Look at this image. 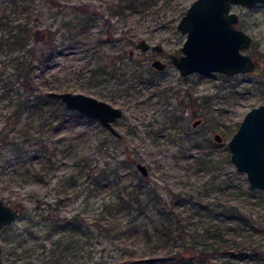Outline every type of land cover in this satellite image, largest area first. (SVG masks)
I'll list each match as a JSON object with an SVG mask.
<instances>
[{
	"label": "rangeland",
	"instance_id": "374dc122",
	"mask_svg": "<svg viewBox=\"0 0 264 264\" xmlns=\"http://www.w3.org/2000/svg\"><path fill=\"white\" fill-rule=\"evenodd\" d=\"M114 1L0 0V197L20 207L18 217L0 229L2 259L9 264H116L144 258L141 264H177L173 257L164 259L154 251L157 232L169 221L162 215V205L150 202L142 210L125 205L143 180V197L150 190L159 192L171 207L179 189L194 195L172 207L181 212L180 223L187 228L202 230L222 222L239 237L253 233L255 242L242 252L231 245L228 252L212 255L209 260L214 264H264V230L239 225L216 208L218 202L257 201L251 219L264 228V190L252 189L250 198L226 196L237 185L244 186L243 193L251 190L246 174L230 161L227 143L246 112L264 103V2L231 7L240 17L238 27L252 36L247 52L257 61L253 71L183 75L170 53H183L186 33L177 22L193 0H166V4L159 0L157 8L134 10L126 18L111 14L109 5ZM27 21L32 32L23 46L18 41L19 23ZM37 27L40 31L34 34ZM141 38L164 48L161 52L136 48ZM48 43L56 46L54 55L43 64L31 60L30 48ZM103 55L119 59L127 70L126 81L92 73L103 63ZM154 56L167 61V67H152ZM139 72L142 81L133 77ZM27 78L31 86L23 83ZM50 90L83 92L120 106L123 115L114 126L122 136L111 133L97 118L67 108L47 94ZM173 113L188 138L198 134L214 140L219 131L224 140L181 152L180 139L161 131ZM197 117L203 121L194 126ZM202 151L218 160L216 168L207 170L197 163ZM137 161L146 163L147 176L136 167ZM212 177L222 194L219 188L207 192ZM60 197L65 199L53 208ZM207 203L209 208L202 206ZM49 210L54 211L51 217L43 218ZM64 220L81 227L77 237L83 238V254L54 263L48 250L53 242L68 238L60 227ZM189 254L195 255L192 264H201L197 252Z\"/></svg>",
	"mask_w": 264,
	"mask_h": 264
},
{
	"label": "water",
	"instance_id": "95a60500",
	"mask_svg": "<svg viewBox=\"0 0 264 264\" xmlns=\"http://www.w3.org/2000/svg\"><path fill=\"white\" fill-rule=\"evenodd\" d=\"M264 0H193L177 22V28L186 33L181 46L183 53H170L171 61L183 75L193 72L220 71L227 75L248 72L256 66L255 59L246 50L250 47L252 36L241 27H237L239 15L231 10L233 4L251 7ZM135 47L143 51L161 52L163 45L139 39ZM155 69L162 70L166 62L159 57L151 60ZM49 96L62 100L67 108L90 117L97 118L111 133L121 137L114 122L123 115V109L107 100L83 92L50 90ZM202 121L195 118L194 126ZM213 139L223 141V135L216 131ZM230 161L236 170L244 172L249 189L264 190V103L250 108L240 122L239 127L228 140ZM136 167L147 176L149 168L143 161H137ZM20 207L7 203L0 197V229L13 222L19 215ZM0 264H9L1 257ZM191 259L195 255H189ZM144 258H136L140 261ZM204 264H214L208 260Z\"/></svg>",
	"mask_w": 264,
	"mask_h": 264
},
{
	"label": "trees",
	"instance_id": "16d2710c",
	"mask_svg": "<svg viewBox=\"0 0 264 264\" xmlns=\"http://www.w3.org/2000/svg\"><path fill=\"white\" fill-rule=\"evenodd\" d=\"M159 3V0H116L114 2H111L109 5V9L111 14L123 16L126 18L127 15H129L134 10H140V11H147L151 8H157ZM166 4V0H165ZM160 9V7H159ZM23 10H26V6L23 7ZM186 9H182V13H185ZM30 12V11H29ZM28 12V13H29ZM29 17V16H28ZM90 19L91 17L88 16ZM29 19V18H28ZM37 22V21H35ZM72 20L67 21L66 24H70ZM35 24V23H34ZM37 26V24H35ZM20 29L22 30L18 41L21 45L25 46L28 42L29 35L32 32V27L27 22L19 23ZM38 28V27H37ZM34 30V29H33ZM39 28L34 31V34L39 33ZM51 34V33H50ZM52 38V36H51ZM131 41V39H130ZM132 42V41H131ZM31 52L30 58L31 60H37L38 63L45 62L49 58H51L56 50V46L54 43H48L45 46L41 47L40 49L30 48ZM127 51V50H124ZM121 52L120 57L123 58L124 54ZM129 52V51H128ZM101 57H104L102 60L103 63L97 64L96 67L92 69V73L98 74L101 78L109 79L110 77H115L122 81H126V69L122 68V65L119 64V59L114 58L115 60L111 59L113 58L112 55H103ZM119 57V58H120ZM121 59V58H120ZM147 70L152 73V67H148ZM145 71V69H144ZM139 81H142L143 79V73H134V76ZM23 81L24 84L31 86L30 81L28 80ZM160 93V92H159ZM162 95V92L159 94ZM58 100H61L58 98ZM62 101V100H61ZM66 106V105H65ZM66 109V107H64ZM73 110V109H72ZM76 111V110H74ZM169 112V111H168ZM168 114V113H167ZM179 122V116L175 113L169 114V119L167 121H164L163 127L161 128L162 133L167 136L168 138H172V134L175 138L180 139L181 146L180 151L185 152L188 149L197 148L199 150L203 149L204 147H209L210 145H214L216 142L212 139H208V137L203 138L201 135L195 134V137L192 138L186 135V132L183 129V124L179 126L177 124ZM132 130H136V125L132 126ZM23 132V131H22ZM26 132L24 131L23 134ZM29 133H26V138H29L27 135ZM210 140V143L208 141ZM204 141H206V145H204ZM227 158V156H225ZM197 163L207 170H211L212 168H216L218 166V163L216 158L213 156H209L208 151L201 152L196 156ZM213 178L212 186L207 189V192H210L211 189L219 188L221 191V194L223 193V188L219 187L214 183L215 177ZM226 179V178H225ZM221 181V179H220ZM145 186V182L143 180H140L137 182L136 186L134 187V194L133 198H128L125 202L126 206H132L134 204L137 209L142 210L146 207V205L150 202H153L158 205H162V215L164 218L169 219L168 223L165 224L164 229L162 228L161 232H157V241L155 242V249L154 251L157 252V254H160L164 259H167L168 257H173L176 259L177 264H192V260L189 257L190 251L197 252L196 256L199 258V262L203 264L204 261L209 260L212 255L216 253H222V252H228L229 247L232 245L234 249H238L240 252H242V249L247 248L249 244H252L255 242L254 239H252L251 235L253 233H243L241 237H239L238 233H234V231L231 233L229 232V228L225 226L222 222L214 223L211 225L206 226L202 230L196 227L187 228L186 224H181V220L183 219V215L181 212H176L172 207L177 205L179 202L183 200L184 197L188 196V198H192L194 195L190 193L189 195H186L187 192H184L182 189H179V191L173 193L172 196V207L170 205H167V200L164 199V197L159 192H154L153 190H150L145 197H143L142 191ZM238 186V189L236 191H229L228 195L232 194H239V195H246V197L250 198L255 193L252 190H245L243 193L244 186ZM131 194V193H130ZM64 197H60L56 200L54 203L55 206L53 208L56 209L57 206H59L63 200ZM125 199H122V202ZM248 199L243 200H235L232 203L228 204H222L217 203L218 205L216 208H220L221 211H218L220 214H225L227 218L233 219L237 224H243L248 223L254 228L255 232L259 230H264V228H260L257 225H255L254 221H252V214H254L255 208L259 207L257 201H247ZM246 201V202H244ZM51 204V203H50ZM248 207L247 211H244L243 208L246 206ZM40 205V201L38 200L36 204V208H38ZM203 207L209 208V203L202 204ZM52 211V212H51ZM49 210V212L42 216L43 218L51 217V214L54 212L53 210ZM172 219H176L177 221H173ZM64 223L60 226L61 228L65 229L66 232L69 233L68 238L64 241L59 240L58 242H53L52 247L50 250H48L49 257L52 258V261L54 263L60 262L63 260H66V257L70 256V254L78 255L83 254L81 251L84 247L83 245V238L77 237L79 234V229L81 227L79 226H72L69 224L68 221L64 220ZM54 225V229H55ZM231 227V226H230ZM112 227H106V230H110ZM231 229V228H230ZM149 238H152L151 235H148ZM84 251V250H83ZM50 252V253H49ZM130 255V254H129ZM132 256V255H131ZM130 261H118L116 264H127L130 262L131 264H141L139 261L131 260ZM94 264H100L99 262H96Z\"/></svg>",
	"mask_w": 264,
	"mask_h": 264
},
{
	"label": "flooded vegetation",
	"instance_id": "af4514ba",
	"mask_svg": "<svg viewBox=\"0 0 264 264\" xmlns=\"http://www.w3.org/2000/svg\"><path fill=\"white\" fill-rule=\"evenodd\" d=\"M239 19H240V17H239ZM238 22H239V21H238ZM238 22L236 23V26H237V27H238ZM251 44H252V42H251ZM250 46H251V45H250ZM163 48H164V47H163ZM162 50H163V49H162ZM246 51H247V50H246ZM249 54H250V53H249ZM251 56H252V55H251ZM155 57H158V56H154L153 58H155ZM252 57H253V56H252ZM153 58H152V59H153ZM159 58H160V57H159ZM253 58H254V57H253ZM254 59H255V58H254ZM255 61H256V59H255ZM165 62H166V67H167V61H165ZM256 66H257V61H256ZM256 66H255V68H256ZM166 67H165V68H166ZM165 68H164V69H165ZM255 68H254V69H255ZM254 69H253V70H254ZM162 70H163V69H162ZM253 70H250V71H253ZM248 72H249V71H248ZM197 118H198V117H197ZM202 121H203V117H202ZM202 121H201V122H202ZM201 122H200V123H201ZM215 132H216V131H215ZM220 133H221V132H220ZM223 140H224V136H223ZM214 141H215V140H214ZM215 142L219 143L218 141H215ZM229 151H230V150H229ZM229 158H230V157H229ZM235 168H236V167H235ZM247 181H248V180H247ZM251 190H252V189H251ZM207 261H208V260H207ZM205 262H206V261H204L203 264H204Z\"/></svg>",
	"mask_w": 264,
	"mask_h": 264
}]
</instances>
